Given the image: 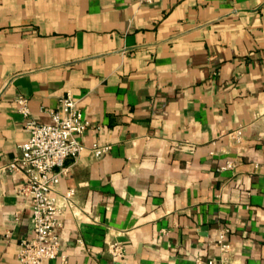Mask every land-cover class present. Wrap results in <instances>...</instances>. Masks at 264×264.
Listing matches in <instances>:
<instances>
[{
  "label": "crops",
  "instance_id": "0c3cea01",
  "mask_svg": "<svg viewBox=\"0 0 264 264\" xmlns=\"http://www.w3.org/2000/svg\"><path fill=\"white\" fill-rule=\"evenodd\" d=\"M67 94L91 125L58 185L68 264H264V0H0V167L29 138L16 99L48 124ZM23 182L0 175V264L32 236Z\"/></svg>",
  "mask_w": 264,
  "mask_h": 264
},
{
  "label": "built area",
  "instance_id": "2783aa9c",
  "mask_svg": "<svg viewBox=\"0 0 264 264\" xmlns=\"http://www.w3.org/2000/svg\"><path fill=\"white\" fill-rule=\"evenodd\" d=\"M138 7L152 5L155 0H132ZM18 112L24 117V126L29 133L26 142L19 146V156L8 165L0 167L2 174H20L23 184L16 189V193L30 200L32 206L33 230L31 238L21 241L18 253L19 264H45L48 261L60 259V264H68L65 257H61V239L59 231L62 228V217L67 211L75 209L76 191L68 189L64 193L58 192V185L62 176L67 175L65 163L68 159H77L86 150L80 141L91 127L85 120L79 107V101L71 94L60 99L59 107L47 110L51 122L41 124L31 118L29 101L20 96L16 99ZM237 143L243 141V131L234 133ZM108 145L93 144L90 152L96 159L102 158L110 151ZM237 164L226 161L218 168L219 172L233 171ZM256 169L264 173V165H256ZM228 229L219 233L217 246L222 255L231 250L227 237ZM110 255L115 259L124 258V248L117 242L108 245ZM206 264H227L225 260H209Z\"/></svg>",
  "mask_w": 264,
  "mask_h": 264
}]
</instances>
